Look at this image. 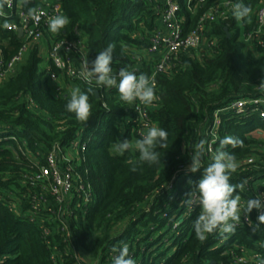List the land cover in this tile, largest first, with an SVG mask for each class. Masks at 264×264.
Here are the masks:
<instances>
[{"label":"trees","instance_id":"16d2710c","mask_svg":"<svg viewBox=\"0 0 264 264\" xmlns=\"http://www.w3.org/2000/svg\"><path fill=\"white\" fill-rule=\"evenodd\" d=\"M55 1L70 18L66 33L71 35L79 28L86 36L91 61L114 44L112 66L122 65L129 71L137 66L135 48L148 46L147 36L159 22L156 6L160 0ZM221 1L206 0L191 12L187 2L180 0L185 31L193 30L199 17ZM234 1L251 6L246 21H236L229 12L228 19L209 27L210 39L217 41L215 47L204 53L199 49L182 53L177 69L156 78V99L146 105L148 123L164 128L170 145L157 149L158 164L139 163L138 151L119 155L111 150L117 140L134 142L140 138V130L145 131L136 120L134 104L123 102L116 88L108 91L79 85L89 95L92 107L89 120L78 121L66 110L70 95L53 90L40 70L38 48L29 53L15 76L0 82V264H55L54 252L60 257L57 264L80 261L61 232L43 235L38 220L30 219L27 199L31 179L40 172V166L28 156H38L40 164L46 165L50 146L59 143L66 149L79 137L86 146L82 152L85 160L74 161L72 166L83 174L89 171L94 199L86 209L76 206L67 219L76 238L74 246L83 251L78 254L86 259L84 264H112L117 253L111 249L124 244L136 264H239V257L264 255V224L253 231L264 208L253 209L247 215L250 222L242 219L234 234L217 230L200 241L193 229L200 208L182 202L192 188L189 181H198L203 172H186L194 143L207 141L206 166L220 139L232 135L242 140L243 146L226 149L235 155L238 165L230 182L246 180L245 190L239 193L241 201L260 195L264 204V137L254 134L264 133V103L244 113L229 108L239 99L264 100V45L256 43L249 48L241 38L255 30L264 0ZM4 12L11 10L5 6ZM4 19L0 17V47L10 58L20 43L13 30L2 27ZM140 64L134 71L137 75L152 72L151 64ZM221 109L224 111L219 112ZM211 142L213 151L209 153ZM130 160L137 162L136 172L130 170ZM17 199L23 215L12 210ZM52 222L45 220L44 225L52 230L60 226ZM84 253L88 257L82 256Z\"/></svg>","mask_w":264,"mask_h":264},{"label":"built area","instance_id":"2783aa9c","mask_svg":"<svg viewBox=\"0 0 264 264\" xmlns=\"http://www.w3.org/2000/svg\"><path fill=\"white\" fill-rule=\"evenodd\" d=\"M37 1L31 0L28 6L23 7L22 0H13V6L8 8L11 10V13L5 12L6 18H11L8 20L10 24L8 29L14 31L18 37L20 47L10 58H6L4 49L0 47V82H4L8 78L15 76L20 71L29 53L35 48H38L40 56V50H43L42 44L44 41H47L50 44L47 58L50 65L45 74L53 90L62 93L65 81L78 86L88 85L94 88H107L97 86L94 80L88 82L80 76V72L83 69L82 62L88 58L87 39L81 29L75 28L71 35L66 33V28L61 29L57 34L50 32L48 28L49 18L57 14V9L64 14L61 3L55 0H41V3L36 5ZM183 1L187 2L191 12L197 11L206 2V0ZM235 3L237 2L234 0H222L220 3L215 4L199 17L197 25L193 30L186 32L183 25L184 19L180 16V0H160L156 6V13L162 25L157 26L147 36L148 46L141 49L143 52L135 48L137 56L133 57V59L134 61L137 60V66L133 67V71L139 70V67H141L140 63L144 62L145 55H156L151 64L152 72L148 75L156 86V78L159 74L179 67L182 53L198 50L205 45L207 46V44L211 48L215 47L217 41L210 39L209 27L211 24L217 23L220 19L228 16L231 6ZM31 5L32 7L38 6L41 10L42 14L39 22H34L25 16V12H27L28 7H31ZM20 30H22V36L19 35ZM242 39L252 48L256 47L257 44L264 45V4L258 12L255 30L248 34L243 33ZM88 60L91 66V60L89 58ZM112 67L117 72L120 68H125L122 65H113ZM107 89L110 91L113 88ZM263 103L264 100L259 98L251 100L239 99L232 102L229 108L239 113H244L251 106ZM133 104L136 120L142 124V128L145 130L141 129L139 133L146 132L151 127L150 123H148L146 105L140 103L138 100L133 102ZM223 111L224 109L219 110V112ZM213 134V137L216 139V132L213 131ZM71 149L79 152L78 158H69L67 150ZM85 150L86 146L82 144L79 137L71 142L69 148L66 149L59 143H54L50 146L45 156L46 165L40 164L38 156L30 155L35 159V161L30 159L31 162L40 166V172L31 179V183L29 184L30 194L27 197L31 208L30 213H28L31 217L30 219L32 221L38 220V224L43 229L45 237H50L55 233L61 232L65 236L66 241L71 242L72 249L76 253L77 259L80 260L78 264H84L86 259L83 260L81 258V255L78 254L79 252L74 246L76 238H74L72 232L69 230L67 218L74 215V208L76 206L86 209L94 199L93 186L89 181V171L86 170L83 174L72 166L74 161L80 162V160H85V156L82 154ZM212 151L211 142L209 143L208 152L211 153ZM22 152L27 155L26 152ZM30 156L28 157L30 158ZM12 203V210H15L18 215H23L22 210H18V199ZM244 204L241 201V207ZM242 219L245 222H250V218L244 216L243 212L241 213ZM45 220L56 221L60 226L56 227L55 230L49 229L44 225ZM260 259H264V255L253 253L239 257L237 262L239 264H260ZM52 260L57 264L60 261L59 255L54 252ZM94 264H98V262Z\"/></svg>","mask_w":264,"mask_h":264},{"label":"clouds","instance_id":"9594fccd","mask_svg":"<svg viewBox=\"0 0 264 264\" xmlns=\"http://www.w3.org/2000/svg\"><path fill=\"white\" fill-rule=\"evenodd\" d=\"M30 3L31 0H22L23 7ZM5 6L11 8L13 0H0V17H5L2 27L8 29L10 24L4 12ZM251 13V6L243 2H237L231 6V15L236 21H246ZM41 14L38 6L28 7L25 12V16L34 22H39ZM224 18L228 19L227 16ZM69 23L70 18L57 9V14L48 20V28L50 32L57 34ZM114 50L115 45L109 44L98 52L96 58L91 61V66L88 58L83 60L81 78L88 82L94 80L97 86L116 88L119 98L127 104L138 100L144 105H151L156 99L154 81L144 73L137 75L136 72L129 71L127 68H120L118 72L114 71L112 67ZM91 107L87 93L81 91L79 87L71 91L66 110L74 113L78 121L87 122L89 120ZM168 136L169 134L164 128L151 126L146 132H141L140 138L134 142L127 138L117 140L111 146V150L119 155H124L129 151H138L139 163L158 164L161 157L157 149L169 148ZM206 143L205 139H200L192 147L190 163L186 172L196 173L201 169L203 172L198 181H189L192 188L182 201L189 207L199 206L200 208V212L193 222L195 236L200 241L206 240L209 234H213L217 230L222 234H234L241 223V212L247 216L253 209L264 208L260 195L248 199L241 207L239 193L245 190L247 181L236 184L230 182L231 174L236 172L238 165L235 155L226 149L228 146L242 147L243 141L232 135L224 136L211 156V162L205 166L203 158ZM129 164L132 165L130 170L136 172L137 162L130 160ZM257 221L253 231L264 224V211L260 212ZM111 251L117 253L113 257L112 264H136V261L129 255V248L126 244L119 248L114 246ZM260 264H264V259H260Z\"/></svg>","mask_w":264,"mask_h":264},{"label":"rangeland","instance_id":"374dc122","mask_svg":"<svg viewBox=\"0 0 264 264\" xmlns=\"http://www.w3.org/2000/svg\"><path fill=\"white\" fill-rule=\"evenodd\" d=\"M242 38V36H241ZM4 44V43H3ZM43 50H40V56L42 58V62L40 64V69H44V67L47 66V58H48V53H49V49H50V44H48V42L46 43L45 41L43 42ZM211 49V47H209V45L207 44V46H203V48H200L199 49V52H208L209 50ZM138 51H141L143 52V50L141 49H138ZM109 120V119H108ZM108 120L106 122H108ZM255 135H257V137H264V133L261 132V131H255L254 132ZM68 151V156L69 158L71 159H74V158H78V155H79V152L75 149H71V150H67ZM30 156V155H29ZM30 159H32V161H35V159H33L31 156H30ZM242 213V212H241ZM80 253H83L82 250H78ZM82 256H85V257H88L87 254H82Z\"/></svg>","mask_w":264,"mask_h":264},{"label":"crops","instance_id":"0c3cea01","mask_svg":"<svg viewBox=\"0 0 264 264\" xmlns=\"http://www.w3.org/2000/svg\"><path fill=\"white\" fill-rule=\"evenodd\" d=\"M43 1V0H42ZM41 3V0H38L37 1V3H36V5H38V4H40ZM25 6H28V5H25ZM31 7H32V5H31ZM230 12H231V9H230ZM162 24L160 23V21H159V23H158V26H161ZM46 43H47V41H45ZM49 44V43H48ZM249 48H252L250 45L248 46ZM154 58H156V55H145V62H147L148 64H152V61L154 60ZM47 66L46 67H44V69L42 70V69H40L41 71H47L48 70V68H49V62H48V60H47ZM76 87H79L78 85H75V84H72V83H70V82H68V81H65V86L63 87V93H65V95L67 94V95H70V93H71V91L74 89V88H76ZM80 88V87H79Z\"/></svg>","mask_w":264,"mask_h":264},{"label":"water","instance_id":"95a60500","mask_svg":"<svg viewBox=\"0 0 264 264\" xmlns=\"http://www.w3.org/2000/svg\"><path fill=\"white\" fill-rule=\"evenodd\" d=\"M226 30L228 31L227 28H226ZM19 35L22 36V30L19 31ZM228 36L230 37L231 35L228 33ZM95 94H96L97 97H99V95H100L98 91H96ZM65 96H67V94Z\"/></svg>","mask_w":264,"mask_h":264}]
</instances>
